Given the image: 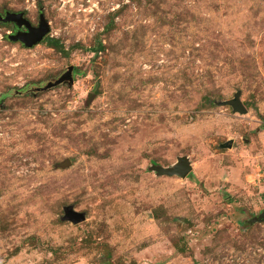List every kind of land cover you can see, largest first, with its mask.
Listing matches in <instances>:
<instances>
[{
  "label": "rangeland",
  "instance_id": "1",
  "mask_svg": "<svg viewBox=\"0 0 264 264\" xmlns=\"http://www.w3.org/2000/svg\"><path fill=\"white\" fill-rule=\"evenodd\" d=\"M7 12L50 32L27 48L0 23V264H264V0ZM180 158L185 178L154 170Z\"/></svg>",
  "mask_w": 264,
  "mask_h": 264
},
{
  "label": "water",
  "instance_id": "2",
  "mask_svg": "<svg viewBox=\"0 0 264 264\" xmlns=\"http://www.w3.org/2000/svg\"><path fill=\"white\" fill-rule=\"evenodd\" d=\"M0 23H14L19 30L16 34L10 35L9 39L11 41L21 42L27 48H32L33 46L39 44L50 32V26L44 14L39 15L37 26L32 25L23 12H7L4 16L0 15ZM22 28H25V30H22ZM73 70L74 67L69 66L57 79L47 82L42 87H36L33 91L42 92L62 84L71 86L74 83ZM226 104H230L235 111H239L241 113L246 111L238 96H236L233 100L228 101ZM154 170L159 175L179 176L185 178L191 172L192 167L186 158H180L178 162L172 166V168L154 166ZM65 218L77 224L83 221L85 216L83 213H79L72 208H68L66 210ZM257 220L259 222L264 221V211L259 213Z\"/></svg>",
  "mask_w": 264,
  "mask_h": 264
},
{
  "label": "trees",
  "instance_id": "3",
  "mask_svg": "<svg viewBox=\"0 0 264 264\" xmlns=\"http://www.w3.org/2000/svg\"><path fill=\"white\" fill-rule=\"evenodd\" d=\"M47 41L49 42V44H51L55 48H62V45L56 39H53V38L48 37Z\"/></svg>",
  "mask_w": 264,
  "mask_h": 264
},
{
  "label": "flooded vegetation",
  "instance_id": "4",
  "mask_svg": "<svg viewBox=\"0 0 264 264\" xmlns=\"http://www.w3.org/2000/svg\"><path fill=\"white\" fill-rule=\"evenodd\" d=\"M26 17V16H25ZM22 30H25V28H22Z\"/></svg>",
  "mask_w": 264,
  "mask_h": 264
}]
</instances>
